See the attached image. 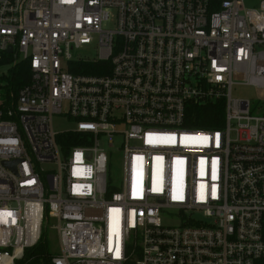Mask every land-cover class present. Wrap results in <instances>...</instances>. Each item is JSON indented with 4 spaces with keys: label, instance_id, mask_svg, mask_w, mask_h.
<instances>
[{
    "label": "built area",
    "instance_id": "1",
    "mask_svg": "<svg viewBox=\"0 0 264 264\" xmlns=\"http://www.w3.org/2000/svg\"><path fill=\"white\" fill-rule=\"evenodd\" d=\"M0 64V264H264V0H0Z\"/></svg>",
    "mask_w": 264,
    "mask_h": 264
},
{
    "label": "trees",
    "instance_id": "2",
    "mask_svg": "<svg viewBox=\"0 0 264 264\" xmlns=\"http://www.w3.org/2000/svg\"><path fill=\"white\" fill-rule=\"evenodd\" d=\"M27 66L26 63L20 64L13 70L9 79L12 85L20 87L28 81ZM225 117L226 101L222 99L195 108L186 125L191 129L216 130L224 127ZM55 255L49 246L46 229L39 242L26 248L23 257L17 259L15 264H52Z\"/></svg>",
    "mask_w": 264,
    "mask_h": 264
},
{
    "label": "rangeland",
    "instance_id": "3",
    "mask_svg": "<svg viewBox=\"0 0 264 264\" xmlns=\"http://www.w3.org/2000/svg\"><path fill=\"white\" fill-rule=\"evenodd\" d=\"M258 0H245L247 6H255ZM80 55H95L97 53V46L93 45H86L81 50L78 51ZM9 67L0 64V82L3 80L1 79L3 74L8 72ZM233 96L238 98H250L251 100L254 99L256 96V90L251 86L246 85H236L233 88ZM70 127L64 119L58 118L55 119V128L56 129H64ZM122 171L121 168V158L120 156H116L114 158V166H113V173L118 175ZM54 223V220H51L48 225L47 229V240L49 246L54 254H57L60 250V240L57 234V231L51 228V225Z\"/></svg>",
    "mask_w": 264,
    "mask_h": 264
},
{
    "label": "water",
    "instance_id": "4",
    "mask_svg": "<svg viewBox=\"0 0 264 264\" xmlns=\"http://www.w3.org/2000/svg\"><path fill=\"white\" fill-rule=\"evenodd\" d=\"M9 50H10V52H11V51H12V48H10ZM46 225H47V222H46Z\"/></svg>",
    "mask_w": 264,
    "mask_h": 264
},
{
    "label": "snow or ice",
    "instance_id": "5",
    "mask_svg": "<svg viewBox=\"0 0 264 264\" xmlns=\"http://www.w3.org/2000/svg\"><path fill=\"white\" fill-rule=\"evenodd\" d=\"M8 215H11V213H8Z\"/></svg>",
    "mask_w": 264,
    "mask_h": 264
}]
</instances>
